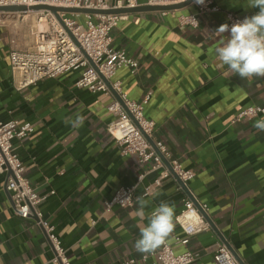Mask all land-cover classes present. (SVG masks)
I'll return each instance as SVG.
<instances>
[{
	"label": "crops",
	"instance_id": "0c3cea01",
	"mask_svg": "<svg viewBox=\"0 0 264 264\" xmlns=\"http://www.w3.org/2000/svg\"><path fill=\"white\" fill-rule=\"evenodd\" d=\"M216 4L222 10L199 16L196 29L180 26L175 15L136 11L126 13L128 19L112 32V49L138 62L135 74L120 69L116 79L130 99L146 101L145 116L155 123L153 141H162L171 158L195 174L187 193L169 179L144 197L150 203L143 220L135 215L137 203L106 208L120 188L136 186L135 196H143L159 175L152 164L122 156L108 134L114 120L108 110L112 97L78 87L79 72L19 90L10 54L15 45L32 49L33 39L19 14L0 27V122L16 119L34 125L33 134L14 140L13 152L31 186L47 196L38 210L55 226L71 264H124L131 259L154 264L155 258L138 252L134 242L162 201L175 208L176 227L166 242L176 254L191 251L199 255L193 264H214L218 244L225 243L242 264H264V131L254 127L256 120L235 122L246 108L264 106V77L241 79L215 53L230 35L216 31L226 23L227 12L243 19L258 9L249 8L247 0ZM177 11L196 13L197 7ZM77 113L86 117L83 126L66 125L65 119ZM9 176L0 173V264H44L53 250L36 218L15 214ZM189 195L209 206L216 229L183 245L177 241L185 234L176 217Z\"/></svg>",
	"mask_w": 264,
	"mask_h": 264
},
{
	"label": "built area",
	"instance_id": "2783aa9c",
	"mask_svg": "<svg viewBox=\"0 0 264 264\" xmlns=\"http://www.w3.org/2000/svg\"><path fill=\"white\" fill-rule=\"evenodd\" d=\"M189 0H0V7L23 6L25 12H0V27L6 25L13 14H19L28 24L29 35L33 39L32 49H22L15 45L10 54L12 69L19 74L18 89L25 90L45 79H54L72 72H79L77 86L91 93H103L112 97L108 107L114 120L108 125L107 132L121 148L124 157L133 156L140 163L152 164L159 171L153 184L146 187L143 197L150 196L160 188L164 181L172 179L178 183L182 192L189 191V183L195 177L191 170L183 167L171 155L162 141L151 142L155 123L145 116V102H136L124 92L123 83L116 79L120 69H128L132 74L138 70V62L123 50L112 49V32L121 21L127 20L126 13H102L118 9H133L144 6H173ZM143 2V3H142ZM196 13L177 14V10L160 11L162 16L175 15L183 27L198 28L199 16L219 13L222 9L216 0H204L203 4L193 2ZM48 6L58 9L95 10L98 13H69L49 9H34ZM230 26L242 18L231 12L226 14ZM228 33V32H226ZM264 118V106H250L239 113L236 121L242 119L259 120ZM34 125L19 120L0 122V173H10L7 190L10 193L13 210L22 219L36 218L37 224L45 231L53 250V257L44 264H71L67 250L62 246L56 228L43 218L38 210L47 196L38 194L25 177V167L19 156L13 152V142L23 140L33 134ZM143 176L139 178V181ZM136 186L120 188L114 197L106 202L107 210L114 206L128 208L136 203ZM52 192L51 194H53ZM209 206L198 202L192 196L185 201V208L178 214L176 221L185 234L178 243L187 245L190 238L212 230L206 219ZM154 264H193L196 253L186 251L176 254L167 242L150 254ZM145 256L144 258H147ZM124 264H137L131 259ZM214 264H241L231 248L218 244L214 254Z\"/></svg>",
	"mask_w": 264,
	"mask_h": 264
},
{
	"label": "clouds",
	"instance_id": "9594fccd",
	"mask_svg": "<svg viewBox=\"0 0 264 264\" xmlns=\"http://www.w3.org/2000/svg\"><path fill=\"white\" fill-rule=\"evenodd\" d=\"M197 4H203L204 0H194ZM248 7L258 11L238 20L231 26L222 24L216 30L224 34L230 33L227 39L222 40L220 46L215 49L218 59L223 65H227L230 72L241 79L264 77V0H247ZM86 117L77 113L75 118H66L65 124L74 128L83 126ZM254 127L264 131V118L255 122ZM138 210L135 215L141 220L145 219L144 209L150 201L143 196L136 198ZM174 205L162 201L159 206L146 217L148 223L140 227V236L134 242L135 249L142 254H151L166 243L174 232L175 223Z\"/></svg>",
	"mask_w": 264,
	"mask_h": 264
},
{
	"label": "water",
	"instance_id": "95a60500",
	"mask_svg": "<svg viewBox=\"0 0 264 264\" xmlns=\"http://www.w3.org/2000/svg\"><path fill=\"white\" fill-rule=\"evenodd\" d=\"M193 2H194V0H189V1L185 2V3H181V4L173 5V6H165V7H160V6H141V7H137V8H133V9H118V10H112V11H109V12H102V13L119 14V13H131V12H136V11H170V10L182 9V8L192 4ZM34 9H49L52 12H54L55 14H57L58 11L69 12V13H74V12H78V13H98L95 10H87V9H83V10L58 9V8L48 7V6H39V7H35ZM27 10L28 9L26 7H23V6L0 7V12H16V13H20V12H25ZM151 142L153 143V140H151ZM186 191L188 192V189H186ZM205 217L210 222V224L212 225V228L216 229L215 225L213 224V222L209 218V215L205 214ZM232 251L235 254V256L237 257V259L240 261L239 257L234 252V250H232Z\"/></svg>",
	"mask_w": 264,
	"mask_h": 264
}]
</instances>
